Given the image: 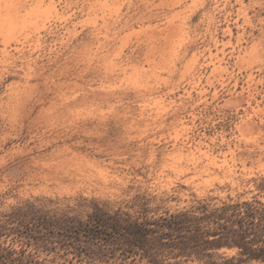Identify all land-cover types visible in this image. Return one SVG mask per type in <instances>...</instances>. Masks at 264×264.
Masks as SVG:
<instances>
[{
    "label": "rangeland",
    "instance_id": "rangeland-1",
    "mask_svg": "<svg viewBox=\"0 0 264 264\" xmlns=\"http://www.w3.org/2000/svg\"><path fill=\"white\" fill-rule=\"evenodd\" d=\"M263 178L264 0H0V228L25 217L0 245L15 257L152 264L68 222L264 200ZM37 229L44 246L24 236Z\"/></svg>",
    "mask_w": 264,
    "mask_h": 264
},
{
    "label": "trees",
    "instance_id": "trees-1",
    "mask_svg": "<svg viewBox=\"0 0 264 264\" xmlns=\"http://www.w3.org/2000/svg\"><path fill=\"white\" fill-rule=\"evenodd\" d=\"M259 189L264 192V178ZM150 211L143 207L140 215L133 218L121 211L108 213L97 209L89 214L86 222L73 219L68 223L80 243L82 236L92 242L110 239L116 245L115 249H121L129 256L139 255L152 264H180V258H196L208 264H264V200L258 196L221 205H212L203 199L197 205L160 216L150 215ZM24 222L22 214L12 216L9 221L12 226H1L0 237L18 233L20 230L17 229ZM55 230L64 233L66 228L54 225L50 232ZM24 236L36 247L46 245L42 229ZM80 243L75 248L82 254L84 249ZM64 245L72 247L68 243ZM224 247L238 251L234 255L220 253ZM98 252L108 254L104 248ZM15 253V250L0 245V264H51L27 259L24 254L15 257ZM170 258L176 261L172 262Z\"/></svg>",
    "mask_w": 264,
    "mask_h": 264
}]
</instances>
